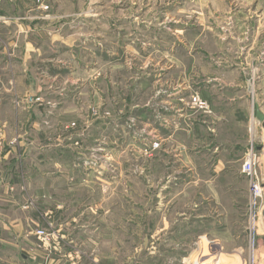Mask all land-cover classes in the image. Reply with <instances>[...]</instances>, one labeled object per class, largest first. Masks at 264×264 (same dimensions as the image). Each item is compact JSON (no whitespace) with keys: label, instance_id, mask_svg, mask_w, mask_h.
<instances>
[{"label":"rangeland","instance_id":"obj_1","mask_svg":"<svg viewBox=\"0 0 264 264\" xmlns=\"http://www.w3.org/2000/svg\"><path fill=\"white\" fill-rule=\"evenodd\" d=\"M257 103L264 0H0V230L70 264H264Z\"/></svg>","mask_w":264,"mask_h":264},{"label":"crops","instance_id":"obj_2","mask_svg":"<svg viewBox=\"0 0 264 264\" xmlns=\"http://www.w3.org/2000/svg\"><path fill=\"white\" fill-rule=\"evenodd\" d=\"M9 45L14 47L16 45L15 41ZM248 98L249 94H241L239 96H234L229 100L230 102L240 100L247 101ZM255 111L256 109H254V113ZM210 131H214V129H210ZM184 148L186 153L189 149L186 146ZM189 151H191V149ZM2 222L3 225L0 230V264H70L69 258L66 256V254L58 255L55 253L54 256H48L47 253L42 249H38L35 247V245H31L28 236L26 234L22 235L23 228L20 226V224L16 225L17 222L15 221V218L7 220L3 219ZM26 245H30L31 249L26 250L24 248Z\"/></svg>","mask_w":264,"mask_h":264},{"label":"built area","instance_id":"obj_3","mask_svg":"<svg viewBox=\"0 0 264 264\" xmlns=\"http://www.w3.org/2000/svg\"><path fill=\"white\" fill-rule=\"evenodd\" d=\"M193 102L200 109H207V104L200 99L199 96L193 98ZM243 173H245L253 182L252 193L254 197H256L261 192L260 184L258 183V179L255 180L256 170H255V154L253 151H250L246 155V159L243 165Z\"/></svg>","mask_w":264,"mask_h":264},{"label":"water","instance_id":"obj_4","mask_svg":"<svg viewBox=\"0 0 264 264\" xmlns=\"http://www.w3.org/2000/svg\"><path fill=\"white\" fill-rule=\"evenodd\" d=\"M255 114H256V118L261 122V123H264V113L263 111L260 109V105L259 104H256L255 106Z\"/></svg>","mask_w":264,"mask_h":264},{"label":"bare ground","instance_id":"obj_5","mask_svg":"<svg viewBox=\"0 0 264 264\" xmlns=\"http://www.w3.org/2000/svg\"><path fill=\"white\" fill-rule=\"evenodd\" d=\"M264 124V123H263Z\"/></svg>","mask_w":264,"mask_h":264}]
</instances>
